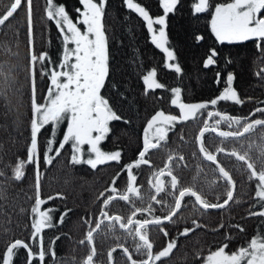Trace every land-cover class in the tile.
Segmentation results:
<instances>
[{
    "label": "snow or ice",
    "instance_id": "obj_1",
    "mask_svg": "<svg viewBox=\"0 0 264 264\" xmlns=\"http://www.w3.org/2000/svg\"><path fill=\"white\" fill-rule=\"evenodd\" d=\"M23 3L24 0H9L4 11L0 12V27L6 25V22L21 9ZM106 3L107 0H79L82 9H76L78 15L74 22L64 5L56 3L55 0H45V18L54 23L59 37L62 38L63 55L57 64L59 70H56L49 67L53 62L48 52L37 54L35 51L33 0H26L28 46L25 84L18 87L17 77L13 74L12 68L6 69L3 64H0V101H2L0 106L6 109L3 114L7 116L9 112L15 111L17 127L24 123L21 119L24 117L30 129L26 158L17 157L16 163L9 165L12 175L7 178L17 182L22 181L25 178L26 168L30 165L34 166L35 173V197L30 209L31 232L28 238L30 242L15 239L9 243L5 251L0 254V264H14V257L18 258L19 250H24L26 253L25 264H45L47 257L54 258L56 255L51 245L45 248L43 237L46 229L56 226L52 214L54 209L48 208L42 211L41 207L56 197L63 198V195L57 193L56 196L41 198L42 162L46 166L52 165L65 146L70 145L68 164L71 166L87 165L90 169L96 170L98 166L107 165L110 162L121 164V150L105 151L100 146L111 132L110 123L122 120V117L114 111L109 99L101 93L110 72L108 37L104 24ZM159 3L163 9V15L153 18L145 7L135 0H124L129 10L137 13L146 22L148 32L152 33L151 42L165 54L168 61L165 67L180 73L181 67L170 63L175 60V54L166 46L165 33L166 17L176 9L179 0H159ZM212 7L210 0H198L193 4L194 12L197 14L208 12ZM78 25L83 26V30ZM154 25H159V29H156ZM210 25L211 32L218 43L231 45L254 41L260 53V59L264 60V0H231L227 3H217L214 11L211 12ZM196 39L199 41L203 37L198 36ZM218 56L216 48L209 49L203 66L205 68L214 66ZM14 67L17 66L14 65ZM38 75L40 78L46 77L50 80L43 103L39 102L37 96ZM255 75L264 79V68L257 71ZM216 76L219 83L220 73L217 72ZM156 77L155 68L143 75L146 90L165 88V85L158 82ZM234 79V74L228 73L224 80L225 86L219 95L198 103L184 102L181 89L178 87L171 89L170 103L179 110L178 115L166 114L163 110L157 111L143 129L142 147L138 151L137 159L123 164L121 171L112 179L111 185L99 193L98 216L83 221L89 227L79 244H87L89 251L80 264H103V261L96 260L97 234L111 235L117 241L121 239L125 241V243H117L107 252L108 264H115L114 253L117 249L121 250L127 264H168V259L177 249L181 237H189L197 229L207 227L191 217L178 216L182 207L191 205L193 216H204L208 210H224L230 206V202H240L234 196L237 182L232 172L226 169L218 159L221 155L238 162L239 166L235 168V171L246 178V183L254 182L255 184L253 203L250 205L248 216L264 218V107H257L245 116L232 115L221 110L218 107L221 102H231L234 105L245 103L233 87ZM24 87L28 90V111L21 113L20 107H24L23 103L18 100L13 106L9 94H19L22 98ZM251 99V97L247 98V100ZM257 114H260L259 118H253ZM65 121L66 132L59 140L58 147H54L57 143L56 129ZM189 121L199 129L194 137L197 150L192 155L199 156L209 166L214 165L212 168L214 179L208 183L201 181V173L204 170L198 164L191 183L184 186L176 172L182 167H187L183 163L185 158L182 154L168 149L167 145L169 133L175 126ZM45 126H51V138L46 140L42 149L38 135ZM257 132L259 133L258 141L252 138ZM180 138L184 139L183 134ZM206 139L211 142L218 141L214 150L207 146ZM229 143L234 145L231 149L224 146ZM85 145L88 146L87 150ZM156 150L167 152V161L159 169H155L151 163V155ZM53 152L54 155H50ZM142 166L152 168L147 194L137 183L136 170H140ZM121 173H126L123 190L117 184ZM5 175V172L0 170V177ZM204 175L207 174L204 173ZM220 186L223 187V195L226 197L222 202H220V194L216 193V189ZM206 193L215 194L217 202H210L206 198ZM2 194L3 190L0 188V197ZM116 201L130 205L127 216L110 212L111 206ZM138 202L141 206H137ZM154 205H160V212L167 211L164 215H157V208ZM257 208L259 210H253ZM70 211L71 209H67L60 216L58 223L62 224ZM188 220L193 227L176 229L175 236L167 227V225H177L181 221ZM225 227L238 229L240 233L245 231L239 224L225 225L223 222L211 230L219 232ZM152 231H155L158 236L162 234L166 240L165 245L159 250H155V242L150 235ZM118 232L120 235H117ZM55 239L58 240L60 237L57 236ZM224 239L226 242L215 250L209 249L206 255H203L202 249L197 251L195 258L200 260L201 264H264V231H257L252 238L245 241V244L234 250L230 248L231 234H226ZM129 240H131V248L127 246ZM134 254L139 259L134 258ZM73 264H75V258H73Z\"/></svg>",
    "mask_w": 264,
    "mask_h": 264
},
{
    "label": "trees",
    "instance_id": "obj_2",
    "mask_svg": "<svg viewBox=\"0 0 264 264\" xmlns=\"http://www.w3.org/2000/svg\"><path fill=\"white\" fill-rule=\"evenodd\" d=\"M231 0H210L212 8L205 13H195L193 4L197 0H179L176 9L166 17L165 33L167 37V47L175 54V60L170 63L178 64L181 72L176 73L174 69H168L165 54L151 42L152 33H149L146 22L137 13L129 10L124 4V0H107L105 5L104 24L108 37L109 51V76L106 79L105 87L101 90L102 95L109 99L114 111L122 117L121 121L110 123L111 132L104 141L103 148L107 151H122V161L120 165L110 162L107 165L98 166L96 170L90 169L87 165L71 166L68 164L70 150L65 148L61 155L56 157L53 164L46 166L41 163V198L56 196L61 193L63 198L56 197L48 201V208H54L55 201L61 200L59 204L63 211L71 209L65 221L54 223L56 226L46 229L43 233L45 248L49 245L54 249L55 257H47L45 264H80V261L88 254L87 244L81 245L79 241L84 239L88 230V225L83 221L91 218V212L97 216L99 210L95 212L96 200L102 192L101 189L109 187L112 179L121 171L123 164L134 161L138 157V151L142 147L143 129L147 121L157 112L163 110L166 114H177L179 110L172 106L171 89L180 88L182 100L186 103H198L215 98L222 91L224 80L228 73L234 74L233 87L245 100L243 105H234L231 102H221L218 107L232 115L245 116L257 107H264V79L258 78L255 73L264 68V60L260 59V53L255 47L254 41H246L238 44H220L216 41L211 32V12L215 4L227 3ZM56 3L66 7L69 15L74 19L77 17V8L82 9L79 0H55ZM141 4L156 18L163 15L159 0H135ZM9 0L0 2V12L4 11ZM33 39L37 54L48 52L52 64L49 66L58 70L57 64L62 59L63 46L61 37L54 23L45 18V0H33ZM81 26V25H79ZM159 25H155L159 29ZM202 36V40H197ZM27 10L26 0L21 9L3 27H0V64L5 68H12L13 74L17 77V86L25 84L27 63ZM73 47V45H69ZM211 48H216L219 56L214 66L205 68L203 66L206 55ZM9 49L11 51H9ZM18 53V55H13ZM231 61V62H229ZM16 65L17 67L13 66ZM153 68L157 71L158 82L165 85L164 89L146 90L143 83V75ZM217 72L220 73V82H217ZM50 80L37 77V96L39 102L43 103L46 97ZM23 96L12 95L13 106L20 100L24 107H20V112H26L28 104L27 87L22 89ZM251 97V100H247ZM2 105V101H0ZM6 109L0 106V170L5 172V177H0V188L3 190L0 197V254L5 251L6 246L15 239H23L26 242L31 232V206L35 197V173L34 166L26 168L25 178L22 181L8 179L11 177V167L17 161V157L26 158V145L29 143L30 129L27 120L17 127V115L15 111L9 112L7 116L3 113ZM30 115V112H29ZM260 114L256 117L259 118ZM127 121V123H125ZM51 126H45L38 135L41 148L46 144V140L51 138ZM198 127L191 121L178 123L169 133L168 149L178 152L184 156V164L177 170L176 174L181 178V183L188 186L192 176L196 172V166L203 167L201 181L208 183L214 179L212 168L207 162H203L199 156L193 157L192 153L197 150L194 137L198 134ZM181 134L184 139L181 140ZM255 140H259V133L253 135ZM185 141H187L185 143ZM207 146L214 150L218 141H207ZM231 149L234 145L229 143L224 145ZM239 147L238 145H235ZM254 155V154H253ZM218 159L222 165L232 172L237 182L235 199L239 203L231 202L230 206L224 210L208 211L204 216L192 214V207H182L178 216L191 217L199 223L207 225L206 228L197 229L189 237H181L178 247L168 259V264H201L195 258L196 252L203 250L206 255L208 250H215L222 243L226 242L224 237L231 234L230 248L235 249L245 244L247 239L252 238L257 231H264V218L249 217L248 211L253 203L255 184L246 183V178L235 171L238 162L228 159L223 155ZM167 161V152L156 150L151 155V163L155 169L164 166ZM137 171L139 185H149L152 168L142 166ZM204 173L207 175L205 176ZM167 179V178H166ZM126 173H121L117 184L125 187ZM149 187L142 189L147 194ZM222 186L216 189L220 194V202L226 197L223 195ZM206 198L212 202H217L215 194H207ZM187 199V198H186ZM139 205V202L137 204ZM157 208V215H164L160 212V205ZM24 209L25 211H21ZM253 210H259L253 209ZM130 205L123 203L118 206L113 203L110 208L111 213L127 216ZM53 214V213H52ZM56 214H53V219ZM57 217V216H56ZM221 222L228 224H239L245 231L240 233L238 229L225 227L219 232L211 229L216 228ZM173 236L176 229L182 230L184 227H193L190 220L181 221L177 225H167ZM7 229V232H5ZM117 235H120L118 232ZM151 239L155 242V250H159L166 243L162 234L157 235L151 232ZM57 236L60 239H55ZM54 241V243H53ZM117 243H125L123 239L117 241L111 235L104 236L97 234L95 244L98 256L96 260L108 264L107 252ZM127 246L131 248V240ZM115 264H127L122 256L121 250L114 253ZM134 258L139 259L135 256ZM26 253L19 250L18 258L14 257V264H25Z\"/></svg>",
    "mask_w": 264,
    "mask_h": 264
},
{
    "label": "flooded vegetation",
    "instance_id": "obj_3",
    "mask_svg": "<svg viewBox=\"0 0 264 264\" xmlns=\"http://www.w3.org/2000/svg\"><path fill=\"white\" fill-rule=\"evenodd\" d=\"M81 27H83V26H81ZM73 47H74V45H73ZM107 139V138H106ZM105 139V140H106ZM104 140V141H105ZM137 183H138V185H139V182L137 181ZM120 186H121V183L119 184ZM140 186H142V189H146V188H148V187H150L149 185H140ZM125 187H120V189L121 190H123ZM101 191H104V189H101ZM106 195H107V193H106ZM98 197V196H97ZM97 197L95 198V200H96V206H95V212H97L98 210H100V202L99 201H97ZM103 198H101V200H102ZM55 203H56V206H54L55 208H56V213H55V209H54V212H53V214H56V216L54 217V219H53V222L55 223H58V221H59V218H60V216L65 212V211H63L59 206V204L61 203V200H56L55 201ZM115 203H117L118 204V206H122L123 205V203L124 202H122V201H116ZM47 209H48V206H47ZM91 214V218H95V214L93 213V212H91L90 213ZM98 214L99 213H97V216H98ZM119 214V213H118ZM179 214V213H178ZM121 215V214H120ZM66 219V218H65ZM65 221V220H64Z\"/></svg>",
    "mask_w": 264,
    "mask_h": 264
},
{
    "label": "rangeland",
    "instance_id": "obj_4",
    "mask_svg": "<svg viewBox=\"0 0 264 264\" xmlns=\"http://www.w3.org/2000/svg\"><path fill=\"white\" fill-rule=\"evenodd\" d=\"M228 2H231V1H228ZM213 11H214V8H213ZM79 26V25H78ZM81 27V26H80ZM154 27H155V25H154ZM82 28V30H83V27H81ZM59 70V69H58ZM47 95V94H46ZM64 132H66V121L63 123V124H61L57 129H56V139H57V143L54 145V147H58V142H59V140H61L62 139V135H63V133ZM103 144H104V141H102L101 142V148H102V150H105V151H107L106 149H104L103 148ZM85 147V150H87V145H85L84 146ZM65 148H68V150H70V145H66L65 146ZM50 155H54V152L53 153H50ZM41 210L43 211V210H47V205H42V207H41Z\"/></svg>",
    "mask_w": 264,
    "mask_h": 264
},
{
    "label": "water",
    "instance_id": "obj_5",
    "mask_svg": "<svg viewBox=\"0 0 264 264\" xmlns=\"http://www.w3.org/2000/svg\"><path fill=\"white\" fill-rule=\"evenodd\" d=\"M197 2H198V0H197ZM236 190H237V188H236ZM235 194H236V191H235V193H234V196H235ZM230 204H231V202H230ZM208 211H216V210H208ZM118 250V249H117ZM120 250V249H119Z\"/></svg>",
    "mask_w": 264,
    "mask_h": 264
}]
</instances>
